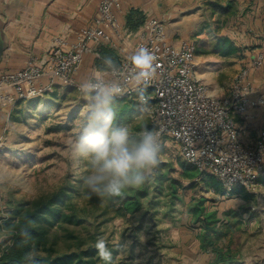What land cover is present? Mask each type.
<instances>
[{
	"label": "rangeland",
	"instance_id": "374dc122",
	"mask_svg": "<svg viewBox=\"0 0 264 264\" xmlns=\"http://www.w3.org/2000/svg\"><path fill=\"white\" fill-rule=\"evenodd\" d=\"M226 2L229 0H206L218 26L204 27L212 40L207 50H202L197 40L199 65L206 76L213 78L211 90L218 94L229 93L232 77L242 60L249 58L255 49V45L246 47L249 53L245 56H218L217 42L213 39L217 38L221 19L235 8V0H230L228 11L221 9ZM260 69L257 77L263 87L264 67ZM84 105L80 91L59 86L50 95L22 101L5 110L8 117L1 132L5 140L0 147V172L10 177V183L0 188V225L23 202L66 184H81L85 168L72 167L66 146ZM146 124L154 128L152 123ZM164 145L161 174L165 179L159 182L156 176L154 182L146 185L148 195L142 196V208L133 215L114 216L112 209H105L102 198L96 196L92 202L85 193L70 191L69 200L86 208L78 210L82 216L79 226L82 237L94 240L95 244L98 236H104L113 252L111 264H213V252L203 251L198 239L202 219L194 217L188 209L192 198L197 201L204 198L206 210L215 211L221 224H228L233 231L230 237L233 259L228 264H264V178L248 189L238 186L229 190L219 181L220 187L216 188L210 177L195 179V186L190 187L188 179L181 176L180 164L188 165L179 147L171 138H166ZM175 180L183 186L172 198L170 183ZM237 188L243 193H233ZM246 194L252 197L245 198ZM3 238L0 232V241ZM228 240L229 237L222 238L219 244ZM94 260V264H105L97 251Z\"/></svg>",
	"mask_w": 264,
	"mask_h": 264
},
{
	"label": "built area",
	"instance_id": "2783aa9c",
	"mask_svg": "<svg viewBox=\"0 0 264 264\" xmlns=\"http://www.w3.org/2000/svg\"><path fill=\"white\" fill-rule=\"evenodd\" d=\"M121 7L120 0H100L89 25L55 36L43 58L30 55L20 70L0 73V103L14 107L59 86L79 91L75 75L87 55L100 56L99 44L108 43L125 66L127 57L144 46L158 57L157 77L144 94L153 108L149 120L163 142L171 138L177 144L186 164L198 172L196 180L213 176L229 190L259 184L264 177V129L248 143L245 129L234 116L247 120L264 107V94L251 77L253 70L263 66L264 51H258L236 73L227 96H216L197 75L196 45L189 40L173 44L163 20L148 18L136 32L133 48L125 47L124 38L130 35L119 22ZM123 99L139 103L138 92L126 85L118 100ZM4 140L0 134V147Z\"/></svg>",
	"mask_w": 264,
	"mask_h": 264
},
{
	"label": "crops",
	"instance_id": "0c3cea01",
	"mask_svg": "<svg viewBox=\"0 0 264 264\" xmlns=\"http://www.w3.org/2000/svg\"><path fill=\"white\" fill-rule=\"evenodd\" d=\"M120 1L122 7L117 12L119 22L130 35L124 38L125 47L129 50L133 48L135 34L143 26L136 31L127 28V16L133 10H139L146 20L150 17L161 19L166 24L168 37L173 44L189 40L196 45L197 75L208 84L211 93L221 97L229 94H218L216 90H211L213 78L206 76L199 65L197 40L200 48L207 50L212 40L205 34L204 27L218 26V20L213 17L206 0ZM99 2L100 0H0V73L20 70L30 55L43 58L55 36L89 25L97 13ZM229 3L231 2L223 3L220 8L227 10ZM234 5L232 12L221 19L220 29L216 32L217 38L213 41L217 42L220 57L223 56V38L229 39L236 46V52L231 54L234 56H245L249 53L246 47L255 45L249 58L242 60L238 72L258 51H264V0H235ZM202 11L205 14L202 15ZM96 51L100 56L87 55L76 73L75 80L78 84L101 66V57L111 56L118 63L120 61L117 51L108 43L97 45ZM260 68L253 70L251 77L258 91L264 94V84L260 87L257 77L262 72ZM9 107L11 106L0 103V134L8 117L4 112L10 110ZM234 117L237 124L245 129V140L248 143L253 142L259 131L264 129V107L253 111L247 120L238 115Z\"/></svg>",
	"mask_w": 264,
	"mask_h": 264
},
{
	"label": "clouds",
	"instance_id": "9594fccd",
	"mask_svg": "<svg viewBox=\"0 0 264 264\" xmlns=\"http://www.w3.org/2000/svg\"><path fill=\"white\" fill-rule=\"evenodd\" d=\"M127 61L125 66L111 56H103L101 66L79 84L85 105L66 148L72 167L85 168L80 180L89 198H124L127 192L154 182L163 162L165 145L159 131L147 124L117 120L118 99L125 94L126 85L138 92L139 103L132 120L152 117L153 108L144 92L157 77L158 57L141 46ZM9 183L10 177L0 172V188ZM18 234L30 238L27 227ZM94 247L99 258L111 264L113 252L104 236L96 238ZM24 264H37L35 250L25 253Z\"/></svg>",
	"mask_w": 264,
	"mask_h": 264
},
{
	"label": "trees",
	"instance_id": "16d2710c",
	"mask_svg": "<svg viewBox=\"0 0 264 264\" xmlns=\"http://www.w3.org/2000/svg\"><path fill=\"white\" fill-rule=\"evenodd\" d=\"M229 4L231 6V3ZM144 22L145 17L139 10H133L127 16V28L131 31L138 30ZM222 42L221 54L223 56L236 52V46L229 39L223 38ZM137 105L135 99L118 100L117 120L136 123L137 121L132 120V113ZM139 122L140 124L151 123L149 119ZM162 168L163 164L160 165L156 175L159 182L165 179V176L161 174ZM180 172L182 177L188 179L190 187H194L198 172L185 164H180ZM207 177H210L214 187H220V183L213 176ZM181 186H183L181 181H172L169 195L172 198L176 197ZM71 190H76L79 194L85 193L81 184L60 186L54 191L45 192L23 202L18 211L0 225V232L4 235L0 242V264H24V255L31 250L37 252V264H94L97 251L94 247V240L86 241L79 231L82 216L78 210L86 208L77 206L76 202L69 200ZM233 193L241 194L243 190L237 188ZM143 195H148L146 186L127 192L124 198L104 197L102 199L105 209L110 208L114 216L124 218L141 210ZM244 196L245 198L252 197L247 194ZM93 198L96 199V196L91 197L92 202ZM205 201L204 198L198 201L192 198L188 208L194 217L202 219L201 233L198 235L200 247L203 251L210 249L213 252L215 256L213 264H228L233 259L232 239L230 238L233 236L231 235L233 231L228 224H221V219L215 211L206 210L203 206ZM23 227L29 230L30 238L23 239L18 234ZM227 237H229L228 242L220 245L219 241Z\"/></svg>",
	"mask_w": 264,
	"mask_h": 264
}]
</instances>
